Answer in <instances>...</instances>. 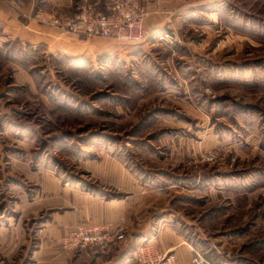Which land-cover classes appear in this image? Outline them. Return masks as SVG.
I'll list each match as a JSON object with an SVG mask.
<instances>
[{"label": "rangeland", "instance_id": "1", "mask_svg": "<svg viewBox=\"0 0 264 264\" xmlns=\"http://www.w3.org/2000/svg\"><path fill=\"white\" fill-rule=\"evenodd\" d=\"M31 1L30 21L76 36L93 53L67 59L49 53L54 44L17 42L8 52L0 41V264H35L38 256L40 218L28 221L21 247L22 238L11 243L12 207L37 190L22 172L40 166L91 190L99 185L88 170L94 161L122 162L142 177L159 200L157 215H169L194 258L264 264V0H135L144 26L148 4L158 8L141 45L48 22L107 13L92 0H74L76 9ZM16 66L34 79V94L15 83ZM14 161L30 169L14 170Z\"/></svg>", "mask_w": 264, "mask_h": 264}, {"label": "crops", "instance_id": "2", "mask_svg": "<svg viewBox=\"0 0 264 264\" xmlns=\"http://www.w3.org/2000/svg\"><path fill=\"white\" fill-rule=\"evenodd\" d=\"M72 1L74 2V0H54L53 3L58 7L76 9L77 3L74 2L73 5ZM117 1L135 2V0H92L98 7L103 8L104 12ZM163 1L166 0H162V3ZM32 3L31 0H17L13 1L12 5L0 4V30H2L0 41L5 42V51L9 52L17 42L21 45H42L49 49L55 45V51L50 49L49 53L67 59H75L81 57L80 55L91 56L93 50L84 48L85 46H82L76 36L66 37L30 21L31 9L34 6ZM155 3L157 2L147 3L151 10V20L150 18L146 20L145 27L150 30L154 29L158 22L155 20V15H158ZM10 65H13L11 68L15 66L13 63ZM18 68L15 69V83L27 84L34 94L36 92L34 79L24 67ZM41 101L46 104L47 99L41 98ZM27 147L24 146L28 151H32L29 146ZM25 164L14 161L13 169L15 170L16 165H19L17 167L24 165L20 170H29L30 167L25 168L27 166ZM38 167L40 168L38 172H22L25 174L24 179L34 183L37 190L31 195L22 193L16 206L12 207L16 220L8 219L9 229L13 231L11 243L15 236L16 240L22 238L23 241L14 246L21 247L27 236H30L27 232L28 221L32 218H40L38 220L41 221L40 226L35 234L38 243L35 264H85L86 262H90L87 264H136L134 259L138 249L146 244L154 249V254L158 257L173 253L179 264H193L194 256L198 253L195 247L184 239L173 222L168 221L169 215H157L155 208L159 202L157 196L152 194L151 187L143 182L142 177L128 170L124 163L117 161L89 163V172L99 182L98 187L95 186L91 190L64 183L51 171L45 170L46 168L43 169L45 171H41L42 167ZM104 187L109 189L108 193L102 191ZM82 224L107 228L111 235L124 228L125 238L110 253L103 252L95 246L76 252L65 250L62 247L63 240ZM74 254L79 255L78 258L73 256Z\"/></svg>", "mask_w": 264, "mask_h": 264}, {"label": "built area", "instance_id": "3", "mask_svg": "<svg viewBox=\"0 0 264 264\" xmlns=\"http://www.w3.org/2000/svg\"><path fill=\"white\" fill-rule=\"evenodd\" d=\"M145 17V9L138 3L117 1L108 8L107 13L89 10L66 22L55 17L49 18L48 22L61 30H69L87 39L99 37L114 39L124 44L141 45L150 38L144 26ZM124 238V228L111 235L107 228L82 224L64 240L63 245L68 250H83L95 246L103 252L110 253ZM135 261L137 264H179L175 256H155L149 247L141 248L136 254ZM192 263L208 264L199 256L195 257Z\"/></svg>", "mask_w": 264, "mask_h": 264}]
</instances>
